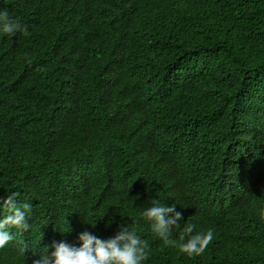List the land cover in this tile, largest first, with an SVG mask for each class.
<instances>
[{
  "label": "trees",
  "instance_id": "obj_1",
  "mask_svg": "<svg viewBox=\"0 0 264 264\" xmlns=\"http://www.w3.org/2000/svg\"><path fill=\"white\" fill-rule=\"evenodd\" d=\"M0 11L29 33L0 32V196L32 206L0 264L118 226L148 242L145 264H264L262 35L228 33L213 0H0ZM153 200L182 213L173 240L188 224L213 230L202 255L156 238L140 218Z\"/></svg>",
  "mask_w": 264,
  "mask_h": 264
},
{
  "label": "clouds",
  "instance_id": "obj_2",
  "mask_svg": "<svg viewBox=\"0 0 264 264\" xmlns=\"http://www.w3.org/2000/svg\"><path fill=\"white\" fill-rule=\"evenodd\" d=\"M0 32L28 35L27 27L0 11ZM32 206L17 191L0 196V251L12 243L18 233L30 229ZM157 239L167 246L177 247L186 257H199L214 239L213 230L195 232V225L188 224L173 240L180 226L182 213L175 205L153 200L141 213ZM264 221V198L260 209ZM23 243V242H21ZM27 245L21 248L26 252ZM149 258L148 242L129 226H118L107 234L89 229L76 232L73 238L60 237L53 240L45 255L33 258L30 264H145Z\"/></svg>",
  "mask_w": 264,
  "mask_h": 264
},
{
  "label": "bare ground",
  "instance_id": "obj_3",
  "mask_svg": "<svg viewBox=\"0 0 264 264\" xmlns=\"http://www.w3.org/2000/svg\"><path fill=\"white\" fill-rule=\"evenodd\" d=\"M151 10H154V6ZM213 12L221 17V25L228 33L260 34L264 39V0H213ZM227 39L238 42L233 36H227ZM240 121L245 122L244 119ZM103 222L100 219L98 228Z\"/></svg>",
  "mask_w": 264,
  "mask_h": 264
},
{
  "label": "water",
  "instance_id": "obj_4",
  "mask_svg": "<svg viewBox=\"0 0 264 264\" xmlns=\"http://www.w3.org/2000/svg\"><path fill=\"white\" fill-rule=\"evenodd\" d=\"M11 244H12V243H10V244H7L6 246H7V247H9Z\"/></svg>",
  "mask_w": 264,
  "mask_h": 264
}]
</instances>
